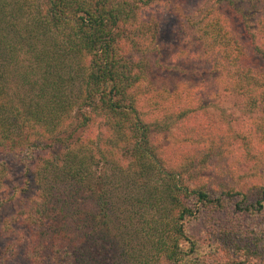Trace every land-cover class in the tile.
Instances as JSON below:
<instances>
[{"label": "trees", "instance_id": "16d2710c", "mask_svg": "<svg viewBox=\"0 0 264 264\" xmlns=\"http://www.w3.org/2000/svg\"><path fill=\"white\" fill-rule=\"evenodd\" d=\"M244 1L198 0L181 25L216 81L223 79L222 94L260 122L250 134L258 146L264 141V17L251 34L239 8ZM162 2L0 0V155L47 152L33 176L35 202L2 226L0 264L21 249L33 264H203L195 245L184 246L187 223L201 210H224L228 200L241 198V213L264 212V186L250 203L248 194L220 189L216 180L224 181L212 177L229 178L225 162L238 143L248 157L245 169L256 159L249 156L250 138L231 123L192 127L193 144L202 142L204 152L193 167L186 156L176 164L177 152L152 144V125L137 102L155 69L134 58L139 46L127 28L146 47L158 42L159 16L151 27L140 11ZM227 11L242 19L239 32ZM247 33L252 48L243 41ZM24 93L33 94L28 102ZM184 97L190 106L179 104L181 115H206L200 94ZM98 124L105 133L86 136ZM2 165L0 191L7 177ZM189 171L195 181L211 180V190L190 189L183 180ZM234 228L239 235L231 236L221 259L231 258L221 264H261L264 229L253 220Z\"/></svg>", "mask_w": 264, "mask_h": 264}, {"label": "rangeland", "instance_id": "374dc122", "mask_svg": "<svg viewBox=\"0 0 264 264\" xmlns=\"http://www.w3.org/2000/svg\"><path fill=\"white\" fill-rule=\"evenodd\" d=\"M197 1L164 0L160 4L156 3L149 8L142 9L140 15L145 20L152 19L151 27L156 25L154 19L157 18L156 15L159 16L161 22V34L158 42L149 45V47H146V41L140 36L136 37L138 32L131 29L132 27L127 28L128 31H131L134 42L139 46V51L134 53V58L137 60L144 59V64L152 63L155 69L150 81L145 80L139 87L141 97L137 102V106L142 117L152 125L150 133L152 144L159 148L162 153L177 152L174 159L176 164L183 161L186 156L188 163L191 162L193 167L204 158L202 142H198L200 145L193 144V139L196 136L193 131L195 128H192L194 126L205 124L214 125V128H221L226 123H231L240 135L246 134L244 136L249 137L252 142L249 156L256 158L249 160L247 163L248 168L245 169L243 164L248 157L242 150L240 143H238L231 148V155L225 162V165L229 166L232 171L231 175H226L229 178L214 175L210 170L212 177L224 181L219 182L216 180L218 183L216 185L220 186V189L223 188L220 184H224L225 190L241 191L248 194L249 202L255 203L260 199L258 188L264 186V141H261V145L254 146L255 142L250 134H252L253 127L260 122L249 119L242 112L240 106L236 104L234 96L227 97L222 94L223 79L220 78L219 81H216L215 74L209 72L205 59L199 55V52L197 54L193 43L186 36L185 29L181 25L182 15L193 7ZM239 8L247 16L246 20L250 23V33L257 32L256 27L259 24L257 21L264 17L263 5L258 0H254L252 3L247 0L242 2ZM225 15L232 19L231 23L235 24L237 32L244 28L240 16L229 11ZM246 32L249 31L245 30ZM243 41L252 48V39L249 33L245 35ZM129 47L132 49L130 45ZM127 52H130L129 49ZM165 73L168 75L165 76ZM189 92H196L201 95L203 99L202 108L205 107L206 110V115L200 112L202 118L199 113L198 115L194 112L181 115V111L177 110L179 104L186 107L190 106V104L184 102L187 99L184 96ZM30 96L32 97L33 94H30ZM30 96L24 93L20 97L28 102ZM89 130L86 133L88 137L89 134L97 136L105 133L102 124L95 125ZM260 139L262 138L260 137ZM201 152L203 153L202 157L200 156ZM46 153L41 151L27 156L18 152H10L0 155V163H3L2 166L7 169L4 188L0 191V249H3L6 245L1 235V229L5 221L17 212L26 211V207L33 204L37 198L32 181L34 173H36V165L44 160ZM233 156H235V160ZM187 166V170H189L191 166L189 164ZM183 180L192 190L203 186L209 191L213 185L211 180L209 181L206 177L201 181H195L191 177L190 171ZM240 200L241 198L228 200L227 207L224 210H216V208L211 209L210 212L201 210L195 219L187 223V236L190 241L184 246L187 248L189 244L195 245L198 259L200 258V262L202 261L203 264H221L231 258V256H227L224 258L225 260L221 259L224 252L230 247L229 244L232 243L231 236L234 234L239 235L238 228H234L236 224H245L253 220L254 223L264 229V212L253 215L254 217L243 214L237 207ZM190 204L193 205V201H190ZM23 229L22 226L17 228L19 231ZM220 231H222V236ZM223 231L227 232L228 236ZM19 245H22V243ZM22 247L29 249L28 245ZM24 252V249L15 252L14 255L6 259V264H33L26 259ZM55 263L60 264L55 260L50 262L48 259L44 264ZM163 264L168 263L163 262ZM261 264H264V261Z\"/></svg>", "mask_w": 264, "mask_h": 264}]
</instances>
